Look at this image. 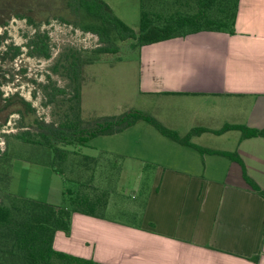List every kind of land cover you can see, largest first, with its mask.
Returning a JSON list of instances; mask_svg holds the SVG:
<instances>
[{"label": "crops", "instance_id": "0c3cea01", "mask_svg": "<svg viewBox=\"0 0 264 264\" xmlns=\"http://www.w3.org/2000/svg\"><path fill=\"white\" fill-rule=\"evenodd\" d=\"M139 60L131 109L180 137L207 129L191 142L217 154L137 122L130 129L141 135L140 158L154 165L140 225L74 214L55 250L104 264H264V198L225 155L237 154L264 190V138L242 139L234 128L214 133L228 125L264 129V0L239 1L233 34L203 31L147 45Z\"/></svg>", "mask_w": 264, "mask_h": 264}, {"label": "trees", "instance_id": "16d2710c", "mask_svg": "<svg viewBox=\"0 0 264 264\" xmlns=\"http://www.w3.org/2000/svg\"><path fill=\"white\" fill-rule=\"evenodd\" d=\"M239 1L140 0L138 32L116 16L109 4L102 0H32L26 11L21 5L13 7L15 13L8 18L17 16L28 20L31 35L26 37L25 46L33 57L47 60L52 57L49 31L42 32L41 29L43 24L51 23V18L63 26L80 27L85 33L96 36L99 46L92 52V56L96 58L90 61L82 59L80 50L69 47L66 52L64 50L61 53L53 66V72L68 81L64 89L54 84L45 86V90L52 87V91L46 94L48 102L54 103L58 109L57 124L45 123L37 116L31 102L23 99L22 103L13 104L14 112L19 116L16 121L17 129L22 131L14 134L17 144L9 142L8 139L9 146L0 153L1 183L4 182L1 173L6 165L10 169V166H14L12 161H24L50 167L64 179L65 190L63 203L55 205L10 193L8 183L3 188L0 187V264H104L54 248L58 232L67 236L71 234L74 214L107 219L105 214L111 191L100 185L103 178V164L100 162L101 158H107V152L104 151L101 157L96 158L82 155L79 151L80 148L88 146L92 139L113 136L126 131L139 121H146L162 135L181 145L193 147L201 153L217 154L191 142L194 136L208 132L207 129L195 128L186 136L180 137L153 117L137 110L103 117L94 126H85L81 109L83 72L85 65L102 56L117 54L127 46V50L140 51L147 45L203 31L233 34ZM38 13L42 14L40 20ZM4 39V36H0V44ZM8 48L9 51L5 54L9 56L11 52V60L22 55V47ZM67 93L69 97L65 98ZM57 96H64L59 100L61 103H58ZM233 128L242 132V139L264 138V129L247 126L228 125L214 133L222 134ZM24 146H29V149L26 148V156L21 158L19 155ZM225 155L243 166L245 180L254 192L264 198V190L247 175L238 155ZM7 176L11 178L10 175ZM137 219L135 225L139 226L142 214ZM258 260V256L254 258L255 262Z\"/></svg>", "mask_w": 264, "mask_h": 264}, {"label": "rangeland", "instance_id": "374dc122", "mask_svg": "<svg viewBox=\"0 0 264 264\" xmlns=\"http://www.w3.org/2000/svg\"><path fill=\"white\" fill-rule=\"evenodd\" d=\"M102 1L109 4L113 13L124 23L136 32L139 31L140 0ZM41 29L42 32L49 31L52 57L48 60L29 54L25 43L26 37L31 35V30L24 21L12 16L7 26L2 28L1 33L5 34V39L0 47V81L3 83L0 86L5 93L19 92L20 97L32 103L37 116L45 123L57 124L58 109L54 103L48 102L46 94L52 91V87L45 90V86L54 84L64 89L68 81L54 73L53 66L61 53L64 50L66 52L69 47L80 50L83 60L95 59L92 52L99 46V41L96 36L85 33L80 27H67L57 22ZM9 46L22 47V55L11 60V52L9 56L5 54L9 51ZM127 49L128 46L117 54L102 56L85 65L81 88V109L85 126L92 127L103 117L122 115L135 106L140 66L139 51ZM63 97H56L58 103H61ZM68 97L67 93L65 98ZM7 116L4 111L0 120L1 117L5 120ZM17 120V115L10 116L6 126L0 128V153L7 149L9 142L17 144L14 134L22 131L17 129ZM136 130L130 129L118 136H100L92 139L88 146L79 149L82 155L96 158L101 157L104 151L107 152V158H101L100 162L103 164L104 178L100 185L111 191L105 215L108 219L128 224H135L138 214L141 216L144 212V205L149 197L148 179L154 166L146 159L140 158L145 150L141 149L142 145L138 143L141 135L135 134ZM26 148L29 149V146L21 148L19 157L26 156ZM12 163L14 166H10V169H7V165L4 168L11 178H8L4 171L1 173L4 180L3 183L0 181L1 188L8 183L10 193L55 205L63 203L64 179L50 167L24 161Z\"/></svg>", "mask_w": 264, "mask_h": 264}, {"label": "flooded vegetation", "instance_id": "af4514ba", "mask_svg": "<svg viewBox=\"0 0 264 264\" xmlns=\"http://www.w3.org/2000/svg\"><path fill=\"white\" fill-rule=\"evenodd\" d=\"M32 0H0V36H4L5 34L1 33L2 28H5L7 26V23L9 22L8 16L12 15L15 13V9H13L14 6H23L25 7V11H26V7L29 3H31ZM35 3V2H34ZM22 13H26V12H22ZM38 19H41V13H38ZM15 18H18L17 16ZM20 19V18H18ZM21 21H24L26 26L29 28L28 26V20L27 19H20ZM51 23L50 24H43V26H51L53 25L54 22H58L56 20H54L53 18H51ZM42 26V27H43ZM3 41V40H2ZM1 41V44H2ZM0 44V47H1ZM0 84H3L2 81H0ZM23 98L20 97L19 92H14V93H5L4 91L1 90V86H0V115L2 113H4V111L8 114V116L6 117V119L4 120V118L1 117L0 120V128H3L6 126L8 119L10 116H16L17 114L14 112V107L13 104H20L22 103ZM18 116V115H17ZM19 117V116H18ZM4 120V121H3Z\"/></svg>", "mask_w": 264, "mask_h": 264}]
</instances>
